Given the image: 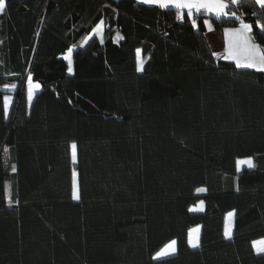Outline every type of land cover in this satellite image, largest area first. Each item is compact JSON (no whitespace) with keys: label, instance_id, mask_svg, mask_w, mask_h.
Returning a JSON list of instances; mask_svg holds the SVG:
<instances>
[{"label":"trees","instance_id":"1","mask_svg":"<svg viewBox=\"0 0 264 264\" xmlns=\"http://www.w3.org/2000/svg\"><path fill=\"white\" fill-rule=\"evenodd\" d=\"M4 3L0 264H264L253 247L264 237V72L213 55L203 14L193 27L186 10L180 21L174 8L139 0ZM227 10L237 16L212 15L214 26L251 24L264 48V9L241 0ZM29 74L41 85L31 105ZM8 84L17 87L5 118ZM246 157L255 167L238 171ZM200 200L204 209L190 211ZM173 239L176 253L153 259Z\"/></svg>","mask_w":264,"mask_h":264},{"label":"snow or ice","instance_id":"2","mask_svg":"<svg viewBox=\"0 0 264 264\" xmlns=\"http://www.w3.org/2000/svg\"><path fill=\"white\" fill-rule=\"evenodd\" d=\"M141 2L146 4L158 5L162 9H167L170 6L176 10V19L183 21L185 18V10H187V17L191 21L193 27H197V21L194 17V13H213L217 18L220 17H236V12H229L227 9L229 5H235L241 2V0H141ZM255 2L264 9V0H255ZM5 10L4 0H0V13H3ZM255 15V13H253ZM257 25L260 28L264 29V23L256 21ZM102 24L97 25V28L94 31H97L101 34V43H103L102 38ZM204 24L208 27L209 31L213 30L211 23L208 20L204 21ZM252 25L248 23H241V27L238 29H225V36L228 38V47L226 49V55L223 56L224 59L232 60L235 62L237 68H248L254 69L258 72H264V48L260 44L255 43L254 37L252 36ZM264 34V33H262ZM122 38V37H121ZM86 42V41H85ZM72 49H69L68 52L71 53ZM140 49H137V71H143V59L140 56ZM213 55H219L218 53H213ZM68 58V57H66ZM68 71L72 72L71 61L69 60ZM28 85V102L31 104L35 92L40 88L38 83H33L32 76L29 74L27 79ZM5 89H16V84H8L3 86ZM13 98L11 96L3 97V108L4 115L7 118L9 113V108L11 106ZM72 156L73 160L76 158V144H72ZM240 165H247L248 168H254L255 164L252 157H248L244 160H238L237 166L239 169ZM13 171L15 167L13 166ZM75 177V173H73ZM206 189L200 188L197 189L198 192H203ZM73 199H79L78 192L74 187ZM11 203V200H9ZM203 201H200V207H193L190 211H202L203 210ZM234 212L228 213L229 221L234 217ZM199 229H190L188 243L192 248L200 247V239L198 235H193V233H198ZM225 237L227 239L232 238L231 229L226 226L225 228ZM176 241L172 240L164 247H162L153 257V259H163L174 255L177 251ZM253 247L257 254H264V240L257 241L253 243Z\"/></svg>","mask_w":264,"mask_h":264},{"label":"rangeland","instance_id":"3","mask_svg":"<svg viewBox=\"0 0 264 264\" xmlns=\"http://www.w3.org/2000/svg\"><path fill=\"white\" fill-rule=\"evenodd\" d=\"M242 23H245V22H242ZM240 27H241V23H240V25H238V27H232V29H238ZM96 28H97V26L95 27V29ZM219 29L222 30V28H217V30H219ZM223 30L224 31H219L218 32V35H217L215 41L219 45H220V42H221L222 45H225V52H224V54L226 55V49L228 47V38L225 36V29H223ZM103 33H104V23L102 24V36H103ZM94 34L101 38V34L98 33L97 31H94ZM85 41L87 42L88 41V38H86L83 41V45L86 43ZM71 49H72L71 53L67 52L66 55H65V58L68 57V58H66L68 64H69V60L71 61V66H72V71H73V51H74V47H72ZM225 55H223V56H225ZM140 56H141V52H140ZM141 58H142V56H141ZM143 63H144V61H143ZM12 91L13 90H11V92ZM27 93H28V85H27ZM12 98L14 100V96ZM13 100H12V103H13ZM12 103H11V106H12ZM11 106L9 108V113L11 111ZM9 113H8V115H9ZM71 155H72V147H71ZM246 158H248V157H246ZM246 158H241L239 160H244ZM2 160H3L4 169H5L6 173H7V175H9L11 173V168H10L9 148L7 146H5L3 148V151H2ZM72 162H73L74 165L77 164V152H76V158H75V160H73V156H72ZM242 166H245V165H240L239 166V169H238V166H237L238 171L241 170ZM74 173H75V177H74V187H75L76 191L78 192V195H80V193H79V183H78V173H77L76 170L74 171ZM6 198H7L8 204L11 205V203H9V200H11V182H10V180H7L6 181ZM76 200H79V199H76ZM200 201H203V200H200ZM200 201L196 205H194L193 207H200ZM202 207L204 209V203H203V206ZM227 226L230 229L232 228L231 227V221H229L228 218H227ZM196 228L199 229V232L198 233H193V235L194 236L195 235H198L199 236V239H200L201 227H200V225H197V226H194L192 229H196ZM261 240H264V237H261L259 239H256V240H254V242L261 241Z\"/></svg>","mask_w":264,"mask_h":264},{"label":"crops","instance_id":"4","mask_svg":"<svg viewBox=\"0 0 264 264\" xmlns=\"http://www.w3.org/2000/svg\"><path fill=\"white\" fill-rule=\"evenodd\" d=\"M139 1H141V0H139ZM152 5H154V4H152ZM171 7V6H170ZM187 11V10H186ZM194 14H197V13H194ZM198 14H203V15H206V18H205V20H208L209 21V23H211V25H212V29L213 30H211V31H209V29H208V27L206 26V36H207V38H208V41H209V43H210V45H211V47H212V50L214 51V53H218L219 55L218 56H223V55H225L224 54V52H225V45H222L221 44V42H220V45L218 44V43H216V41H215V39H216V37H217V35H218V32L219 31H224L223 29H229V28H231L232 29V27H226V28H222V30H217V28L214 26V24H213V22H212V19H211V17L210 16H212V15H215V14H213V13H205V12H201V13H198ZM238 27V26H237ZM27 79H28V77H27ZM33 83H38V82H33ZM39 85H40V83H38ZM5 89V88H4ZM40 89H41V85H40V88L35 92V94H34V96H33V99H34V97H35V95L40 91ZM6 90H9V93L8 94H6V96H11V97H13V94H12V92H11V89H6ZM15 90V89H14ZM13 90V91H14ZM27 97H28V93H27ZM33 99H32V102H33ZM32 102H31V104H32ZM30 104V105H31ZM230 212H234L235 213V211L234 210H231V211H229L228 213H230ZM228 213H227V215H226V226H227V218H228ZM234 218H235V214H234V217L231 219V232H232V234H233V226H234ZM229 219V218H228ZM226 226H225V228H226ZM173 240H175V239H173ZM172 241V240H171ZM176 241V240H175ZM170 242V241H169ZM168 242V243H169ZM167 243V244H168ZM166 245V244H165ZM164 245V246H165ZM163 246V247H164ZM176 249H177V244H176ZM155 256V255H154Z\"/></svg>","mask_w":264,"mask_h":264}]
</instances>
